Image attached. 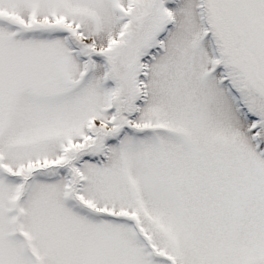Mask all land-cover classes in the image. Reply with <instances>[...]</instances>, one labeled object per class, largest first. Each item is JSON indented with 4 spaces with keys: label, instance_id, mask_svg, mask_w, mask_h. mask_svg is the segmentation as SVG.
<instances>
[{
    "label": "snow or ice",
    "instance_id": "1",
    "mask_svg": "<svg viewBox=\"0 0 264 264\" xmlns=\"http://www.w3.org/2000/svg\"><path fill=\"white\" fill-rule=\"evenodd\" d=\"M0 264H264V0H0Z\"/></svg>",
    "mask_w": 264,
    "mask_h": 264
}]
</instances>
